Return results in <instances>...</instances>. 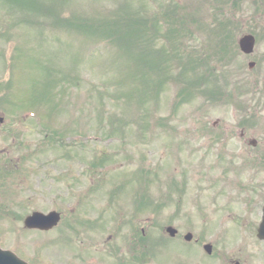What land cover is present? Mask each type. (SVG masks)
I'll list each match as a JSON object with an SVG mask.
<instances>
[{"label":"rangeland","instance_id":"374dc122","mask_svg":"<svg viewBox=\"0 0 264 264\" xmlns=\"http://www.w3.org/2000/svg\"><path fill=\"white\" fill-rule=\"evenodd\" d=\"M176 1L180 14L192 18L189 33L178 41L162 39L157 31L165 30L160 24L154 31L157 35L152 34V27H145L142 20L157 22L159 16L149 14L170 0H0V31H8L0 35V83L13 86L17 93L5 100L0 90V108L27 109L30 103L34 111V117L19 122L29 109L10 115L0 110L6 118L4 132L0 131V162L9 161L8 168H0L3 249L30 264H77V237L70 225L98 217L105 222L113 194V204L126 205L131 200L126 195L137 189L152 195V191H174L178 203L186 198L179 216L196 227L204 220L226 221L208 189L235 188L230 185L234 177L244 181L253 175L264 177L257 169L245 168L250 156L239 161L232 154L235 149L223 143L219 134L224 125L236 123L238 103L254 99L258 113L254 115L253 109L245 116L254 123L259 116L264 118V96L260 95L264 80L248 81L245 89L251 96L242 94L234 104L232 100L214 104L208 99L209 95L216 101L222 76L242 75L234 73L235 68L220 69L222 47L234 46L244 33L252 32L258 37L256 49L264 53V0H238L226 8L225 1ZM221 8L227 13L224 27L233 33L225 45ZM145 10L150 13L144 14ZM177 42L180 50L171 49ZM198 60L207 64L200 66ZM235 63L247 67L245 61ZM132 67L144 70L142 75L134 77ZM216 122L219 129L213 127ZM256 124L261 128H256L255 138L264 141V120ZM209 130L211 134L204 133ZM53 131L61 139L41 149L40 142ZM74 136L77 148L72 140L70 147L65 142ZM211 140L215 143H208ZM224 152L229 153L225 158ZM216 158L241 167L227 174L215 165ZM53 160L58 162L50 166ZM92 165L98 169L93 178ZM43 166V174H35ZM57 172L68 176L58 183ZM211 174L219 175L218 185H212L217 176ZM125 179L132 181L119 188ZM234 198L231 204L237 209L233 212L241 215L245 206L238 198L244 197ZM16 200L26 207L14 206ZM68 206H77V213ZM52 211L68 215L53 232L38 234L24 228L27 216ZM153 216L149 210L144 219ZM233 231L227 234L232 241L236 239ZM65 237L71 241H64Z\"/></svg>","mask_w":264,"mask_h":264},{"label":"flooded vegetation","instance_id":"af4514ba","mask_svg":"<svg viewBox=\"0 0 264 264\" xmlns=\"http://www.w3.org/2000/svg\"><path fill=\"white\" fill-rule=\"evenodd\" d=\"M240 56L242 61L249 62L248 68L252 63V75L245 74L242 84L246 85L248 81L257 84L259 79L264 80V53L255 51L252 55ZM238 92L239 96H251L241 89ZM260 95L264 96V91ZM245 103H238L235 111L237 123L224 125L219 134L224 139L223 143L235 149L232 154L239 161L243 156H250L244 163L245 168L257 169L262 176L264 141L259 142L255 138L256 128H261L255 123L264 118L259 116L255 123L247 119L246 113L256 109V115L259 109L253 108L254 99L249 100V104ZM213 127L219 129L220 125ZM224 128L228 129V134ZM208 143L215 142L211 140ZM205 151L206 154L210 152L208 147ZM220 153H223L221 148ZM228 154L224 152L223 158ZM220 161L224 162L223 159ZM227 164L233 169L241 167L231 161ZM214 176L217 174H211ZM211 177L206 180H211ZM214 181L212 185H218L219 179ZM231 184L235 188L208 189L216 197L212 203L228 220H204L196 227L193 222L179 216L186 198H180L178 203L176 194H170L173 192L160 196L152 205L140 204L141 198L136 204V199L126 205L110 204L111 213L107 220L93 222L89 236L85 235L86 232H77V264H264V177L253 175L250 181L235 177ZM234 196L244 197L238 198L245 206L241 215L233 212L237 209L231 204L236 199ZM149 210L154 212V216L146 220L144 216ZM231 229L236 234L234 241L227 235Z\"/></svg>","mask_w":264,"mask_h":264},{"label":"trees","instance_id":"16d2710c","mask_svg":"<svg viewBox=\"0 0 264 264\" xmlns=\"http://www.w3.org/2000/svg\"><path fill=\"white\" fill-rule=\"evenodd\" d=\"M179 4L177 3L176 0H170V2H168L166 5H164V4L160 5V7H159L160 9L154 11V14H152V13H150V12L145 10L144 14L146 12H148V14L150 13L149 16H153V17L159 16V18L156 19L157 22H153L152 21V22L147 23V24H146V20H144L142 18V20L144 21L145 27L146 26L147 27L148 26L152 27V29H151L152 32H153L152 34L157 35L156 33H154V31H155V29L158 28V26L160 24L165 30L163 34H160L159 29L157 31L159 36L162 39H164V38H172L174 41H178L180 39L183 40L184 38H183L182 35L185 32L189 33V31H190V28H191L190 22H192V18L184 17V15L180 14V12L178 11L180 9ZM142 6H144V5H142ZM144 7H146V6H144ZM159 13H161L162 16L159 15ZM146 19H148V18H146ZM190 36H192V34ZM181 47H182V45H180L177 42L171 49L178 51V50H180ZM162 49H163V47H161V50ZM176 55H177V53H176ZM132 69H133L134 77L142 75V73L144 71L142 69H139V71H138V70H136L133 67H132Z\"/></svg>","mask_w":264,"mask_h":264},{"label":"water","instance_id":"95a60500","mask_svg":"<svg viewBox=\"0 0 264 264\" xmlns=\"http://www.w3.org/2000/svg\"><path fill=\"white\" fill-rule=\"evenodd\" d=\"M247 45V48H251L253 45V40L251 38H246L243 41V46ZM59 221V215L52 213L48 216H44L39 213H35L33 216L27 218L25 224L28 228H39V229H51ZM0 264H25L21 261L15 254L3 251L0 248Z\"/></svg>","mask_w":264,"mask_h":264}]
</instances>
